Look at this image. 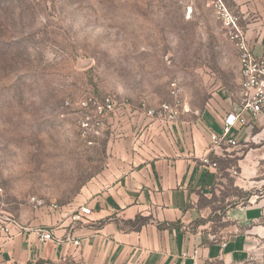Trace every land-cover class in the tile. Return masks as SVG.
I'll return each instance as SVG.
<instances>
[{
	"label": "rangeland",
	"instance_id": "obj_1",
	"mask_svg": "<svg viewBox=\"0 0 264 264\" xmlns=\"http://www.w3.org/2000/svg\"><path fill=\"white\" fill-rule=\"evenodd\" d=\"M213 1L0 0L4 210L18 216L33 197L66 205L91 194L109 146L127 136L139 145L144 134L143 143L148 115L167 114L162 105L194 120L221 106L218 97L240 102L238 53ZM222 1L248 36L264 37V0ZM90 95L112 97L115 112L83 134L77 103ZM223 153L210 206L264 198V124Z\"/></svg>",
	"mask_w": 264,
	"mask_h": 264
},
{
	"label": "crops",
	"instance_id": "obj_2",
	"mask_svg": "<svg viewBox=\"0 0 264 264\" xmlns=\"http://www.w3.org/2000/svg\"><path fill=\"white\" fill-rule=\"evenodd\" d=\"M246 36L264 60L263 35ZM216 99L221 106L194 120L148 115L146 140L142 143L144 134L139 145L129 136L116 139L91 194L66 204L63 212L21 210L16 216L21 222L43 226L62 240L41 241L34 231L7 239L0 232V264H194V259L196 264H264L257 249L264 242V222H254L264 212V198L214 209L209 202L219 174L200 161L209 152L210 132L222 131L228 113L241 112L246 124L236 122L231 135L244 136L264 124V110L251 118L238 98ZM226 150L209 153L217 161ZM240 181L246 183L243 171ZM80 204L90 214L71 225L67 206ZM138 215L148 220L136 228L131 222ZM69 235L80 244L65 240Z\"/></svg>",
	"mask_w": 264,
	"mask_h": 264
},
{
	"label": "built area",
	"instance_id": "obj_3",
	"mask_svg": "<svg viewBox=\"0 0 264 264\" xmlns=\"http://www.w3.org/2000/svg\"><path fill=\"white\" fill-rule=\"evenodd\" d=\"M213 8L218 21L226 32L229 41L235 47L238 53L239 66H240V106L242 110H248L251 118H257L258 115L264 110V60L257 56L251 44L249 43L246 33L239 23V18L234 14L222 0H214ZM178 90L176 83H172V93H176ZM115 102L110 96H104L102 99H98L92 95L86 96L79 100L77 105L84 111L82 117H80V125L83 134L89 132L98 133L104 126L106 121L115 112ZM165 111L164 118L170 121H174L179 114L177 104L169 107L168 105H162ZM187 112L188 109H184ZM153 110H149L148 114H153ZM246 124L245 119L241 116V112L228 113L223 120L222 131L220 133L210 132L209 134V152L217 148L229 149L237 146L239 135H231L232 127L236 122ZM207 152L200 157L202 164L209 168L216 169L217 161L213 159L210 153ZM3 190L0 188V232L9 239L15 235L21 234L26 231H34L38 235V239L41 241L55 240L61 241L59 237H55L54 234L43 226L30 227L13 215L12 213L4 210L1 196ZM262 196V195H260ZM263 198V196H262ZM30 201L33 204L34 209L51 208L63 212L65 205H56L54 203L45 205L41 200L31 198ZM69 211V218L71 225L77 221H81L88 214H90V208L87 205L80 204L76 208L72 209L71 206H67ZM68 212V211H65ZM256 224L264 222V212L261 217L254 219ZM65 240L71 241L74 245L80 244V239L74 235L65 237ZM257 249H261V260L264 261V242L257 245ZM197 251L193 253V257H196ZM194 264L196 261L194 259Z\"/></svg>",
	"mask_w": 264,
	"mask_h": 264
},
{
	"label": "trees",
	"instance_id": "obj_4",
	"mask_svg": "<svg viewBox=\"0 0 264 264\" xmlns=\"http://www.w3.org/2000/svg\"><path fill=\"white\" fill-rule=\"evenodd\" d=\"M147 220H148V217H143V216L138 215L135 221L131 222V224L135 225L137 223L138 226L136 228H138L141 224H143Z\"/></svg>",
	"mask_w": 264,
	"mask_h": 264
}]
</instances>
